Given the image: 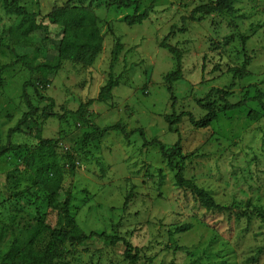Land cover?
<instances>
[{"label":"rangeland","instance_id":"374dc122","mask_svg":"<svg viewBox=\"0 0 264 264\" xmlns=\"http://www.w3.org/2000/svg\"><path fill=\"white\" fill-rule=\"evenodd\" d=\"M18 1L36 19L20 25L0 4V146L27 111L23 87L37 112L10 136L20 148L0 158V264H6L10 247L21 249L30 240L34 249H44L48 232L40 223L64 229L75 224L86 234L123 237L138 254L136 264H264V113L257 101H249L200 129L181 115L203 116L196 100L212 87L226 88L244 55L251 59L248 75L235 79L229 99L256 97L259 90L264 101V0H236L232 14L187 20L183 31H178L181 18L207 0H139V13L150 5L152 10L133 25L123 21L133 7L74 0L94 12L103 39L89 66L58 61L61 27L42 19L66 0ZM173 25L167 44L181 51L182 66L171 107L165 77L175 71L176 61L160 42ZM109 75L118 84L99 101ZM90 100L77 115L79 105ZM45 110L53 116L44 117ZM168 117L178 119L172 127L177 133L168 130ZM116 123L128 137L109 130L93 138L96 128ZM41 139L54 143L60 181L54 194L23 165ZM153 139L166 154L175 149L172 161L182 166L185 178L232 209L199 207L178 188L177 171L167 165L159 144L144 145ZM66 201L71 222L63 213ZM182 224L191 228L175 232ZM124 250L122 241L92 237L66 246L56 264H129Z\"/></svg>","mask_w":264,"mask_h":264},{"label":"trees","instance_id":"16d2710c","mask_svg":"<svg viewBox=\"0 0 264 264\" xmlns=\"http://www.w3.org/2000/svg\"><path fill=\"white\" fill-rule=\"evenodd\" d=\"M73 1L74 0H66V2L62 5L53 6L49 12L42 17V19L61 27V37L58 44L57 60L71 61L89 66L94 62L96 57L101 52L103 39L94 12L88 7L75 5ZM106 1L110 7L117 9H130L133 7V13L123 17V21L127 25L141 24L148 17L149 12L152 10V6L150 5L139 13V0ZM235 1L236 0H207L204 3L195 6L190 11L188 16H183L181 18V27L178 28V31H183L185 22L187 20L201 21L205 17L211 15L220 16L232 14L235 11ZM0 4L5 11L15 13L16 16L20 18V25L24 24V22H30V20L32 24H34L36 15L34 13H28L26 8L19 4L18 0H0ZM39 26L41 25L39 24ZM175 29L176 27L173 25L168 35H166L160 42V47L171 53L176 61L175 71L169 73L165 77L166 89L170 93V100L172 101L171 107H174L175 101L172 87L181 75L182 66L181 51L177 47L167 44L168 38ZM243 40L244 38H242V41ZM250 60V57L244 55L241 68L239 70H234L233 80L226 88L212 87L207 91L203 98L196 100L198 106L204 111L203 116L200 118H195L190 112L181 113V115L188 117V121L193 128H205L211 122L216 121L219 117V114H225L229 111L242 109L247 104V102L253 100L257 101L260 111L264 113V101H262L263 94L259 90L256 97H249L248 94H245L242 99L236 102H231L229 99L232 94V89L236 85L235 79L244 78L248 75L246 66H248ZM20 63L27 69H32L30 65L23 60H20ZM53 69H58V66H54ZM117 84L118 79L113 78L112 75H109L107 81L99 90L97 100L100 101L104 95L109 96L110 92L114 87L117 86ZM1 86L2 79L0 78V88ZM35 92L38 98L42 100L44 99V97L38 93L37 89ZM20 96L27 111L23 112L16 124L8 130V141L5 146H0V158L8 151L18 150L20 148L21 145H14L10 142V136L13 133L20 132L22 126L37 112V108L31 103L30 98L25 91V87H23ZM45 100H48V98ZM91 102L92 100L88 101L87 103L80 104L75 113L77 115H81L86 110L88 104H91ZM43 115L46 118L53 116L52 113H47L46 110L43 112ZM249 116L254 118L256 116L255 111H249ZM84 121L87 120L84 119ZM177 122L178 119L172 120L170 117L167 118L168 130L172 133H177L176 130L172 129L173 125ZM109 130H119L125 137H128L129 135V133H126L122 126L116 123L111 126L96 128L94 133H92L94 136L93 138L101 137ZM138 130L141 131L140 129ZM155 143L159 144L160 154L167 160V165L177 171L175 174V181L178 188L189 192L192 199L198 204L199 207L207 211L218 212L230 211L232 209V205L217 202L207 189L199 186L191 179H187L183 176L182 166L180 164H174L172 161V156L175 153V149H173L170 154H166L162 144L155 139L151 140L150 142L145 141L144 145H154ZM178 145L179 142L176 144L177 149ZM23 165L25 168L31 171L37 181L45 186H48L52 194L56 193L57 187L53 186H59V167L56 162L54 143L51 139H41L37 145L33 147L32 150L24 157ZM63 213L69 222H71L68 214L69 203L67 201L64 203ZM40 226H42L43 229L48 232V241L44 249L42 251L34 249L32 240H30L28 244L21 249L10 247L7 253H5L3 256L6 264H56L58 260L64 257L66 253V246L74 247L83 243L86 239H90L92 237L108 239L111 244L117 241H122L125 245V250L123 253L125 260L129 264H136L138 261V254L131 253L133 248L131 244L123 237L111 238L104 232H89L86 234L75 224H71L69 229L52 227L43 223H40ZM190 228L191 224H182L175 229V232L187 231Z\"/></svg>","mask_w":264,"mask_h":264}]
</instances>
